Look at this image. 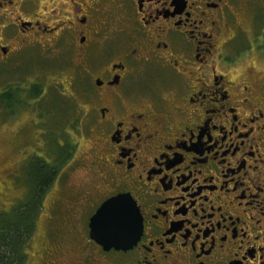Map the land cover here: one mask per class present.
I'll return each instance as SVG.
<instances>
[{"label": "flooded vegetation", "instance_id": "flooded-vegetation-1", "mask_svg": "<svg viewBox=\"0 0 264 264\" xmlns=\"http://www.w3.org/2000/svg\"><path fill=\"white\" fill-rule=\"evenodd\" d=\"M24 36L72 40L84 74L99 47L113 60L76 129L104 193L71 183L61 258L37 264H264V0H0V62ZM118 195L142 231L106 250L90 223Z\"/></svg>", "mask_w": 264, "mask_h": 264}, {"label": "rangeland", "instance_id": "rangeland-1", "mask_svg": "<svg viewBox=\"0 0 264 264\" xmlns=\"http://www.w3.org/2000/svg\"><path fill=\"white\" fill-rule=\"evenodd\" d=\"M53 37L47 36L42 39H35L24 36L19 37L18 41L9 42L13 54L10 58L0 62V86L3 87L2 85L10 82L22 81L21 77H24L23 80L32 79L33 76L34 79L37 77L43 78L50 85L61 84L60 93L63 97H60V99H62L64 112L71 109L68 101L73 102L74 100L76 105H74L75 109H72V113L82 117L80 119L85 122L83 116L85 110L89 109L92 114L95 113L93 111L95 105L90 104L88 107H84L86 104L84 103L85 89L87 90L90 86L94 87L99 72L113 60L99 47L95 49L96 51L90 52L88 67H86L88 68V74H84L85 68L80 67L83 61L82 57H75V52L70 54L73 41L64 39L62 44L61 37ZM22 45L24 46L23 49L18 50V47ZM41 60L43 65L49 68L46 69L42 66ZM30 65L35 71H30ZM27 69L29 70L27 75L26 73L23 74L22 71ZM11 70L13 71L12 75H15L13 77L7 72ZM30 72L31 74H29ZM80 88L82 89L80 90ZM47 90L49 91V86L44 89L43 96L41 95L29 105H36V111L32 112L31 108L28 107L27 109L23 108L18 113L8 115L7 110L0 107V213L3 211L9 212L25 198L28 189L24 182L26 174L23 167L34 154H46L49 151L48 146L42 148L43 137L59 140V130L53 129V134L50 129L54 127L52 124H56L60 120L62 104L59 101L60 99H53L52 95L46 97ZM66 112L64 113L65 118L68 119ZM72 119L74 118L72 117ZM83 121L81 123L82 127ZM81 126L80 131L75 132L72 137L73 146L78 145L76 152L69 163L61 169L59 176L56 178L57 180L51 186L44 201L41 217H39L42 221L38 220L36 234L28 249L27 264H37L39 260L45 259V257L47 261L57 259V257L61 258V255L54 253V246L47 243L49 238L54 240L55 234L52 236V233L61 234L66 232V228L60 226V222L61 219H65V216L61 217L63 211L70 208L71 200L68 197H70L71 183H89L91 185L88 189L90 192H96L100 196L104 193L101 188L98 189L101 183L98 184L100 173L98 174V167L93 162L95 156L93 157L91 152L95 136L86 134L84 130L82 131ZM65 130L68 134L71 131L67 127ZM69 144L72 146V143ZM57 207H60L59 213H57ZM84 216H86V211L77 215L79 227L82 226ZM71 228L75 229V223ZM72 233H70L68 239H70Z\"/></svg>", "mask_w": 264, "mask_h": 264}, {"label": "trees", "instance_id": "trees-1", "mask_svg": "<svg viewBox=\"0 0 264 264\" xmlns=\"http://www.w3.org/2000/svg\"><path fill=\"white\" fill-rule=\"evenodd\" d=\"M42 66L45 67L46 65H43L42 62ZM33 69L30 65V71H35ZM7 72L11 75L13 73L12 70ZM27 72H29L28 69L22 71L26 75ZM20 79L22 81L10 82L2 85L3 87L0 86V107L7 110L8 115H13L28 107L31 108L32 112L36 111V105H29L41 95L43 96V91L48 86L49 91H46V97L50 95H52L53 99L63 97L60 93L61 84L50 85L43 78L37 77L34 79V76L32 79L23 80L24 77ZM17 92L20 93L18 94ZM59 101L62 104V99ZM68 105L71 106L69 111H65L68 119L65 118L66 115L62 104L60 120L56 124H52L54 127L50 129L52 133L53 129L59 130V140L43 137L42 148L48 146L49 151L46 154H34L23 167L26 174L24 182L28 189L25 198L9 212L3 211L0 213V264H27L28 249L36 234L38 220L47 194L59 176L61 169L69 163L76 152L78 145L73 146L72 137L75 132H78L76 129L80 117L72 113V109H75L76 101H68ZM64 127L71 129L69 134ZM69 143H72V146Z\"/></svg>", "mask_w": 264, "mask_h": 264}, {"label": "water", "instance_id": "water-1", "mask_svg": "<svg viewBox=\"0 0 264 264\" xmlns=\"http://www.w3.org/2000/svg\"><path fill=\"white\" fill-rule=\"evenodd\" d=\"M113 201L117 203L105 209V205ZM101 209H105L103 217ZM141 231V218L136 204L127 195H118L104 202L90 223L91 239L106 250L131 248L139 239Z\"/></svg>", "mask_w": 264, "mask_h": 264}, {"label": "snow or ice", "instance_id": "snow-or-ice-1", "mask_svg": "<svg viewBox=\"0 0 264 264\" xmlns=\"http://www.w3.org/2000/svg\"><path fill=\"white\" fill-rule=\"evenodd\" d=\"M115 203H117V202L113 201V202H111L110 204L105 205V209H109V208L112 206V204H115ZM105 209H101V216H102V217H103V215H104V213H105Z\"/></svg>", "mask_w": 264, "mask_h": 264}]
</instances>
